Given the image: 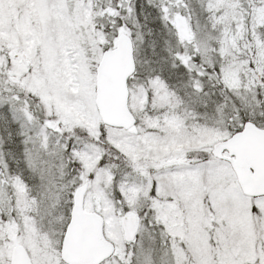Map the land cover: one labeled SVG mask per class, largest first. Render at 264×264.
<instances>
[{
	"label": "snow or ice",
	"instance_id": "snow-or-ice-1",
	"mask_svg": "<svg viewBox=\"0 0 264 264\" xmlns=\"http://www.w3.org/2000/svg\"><path fill=\"white\" fill-rule=\"evenodd\" d=\"M0 264H264V0H0Z\"/></svg>",
	"mask_w": 264,
	"mask_h": 264
}]
</instances>
